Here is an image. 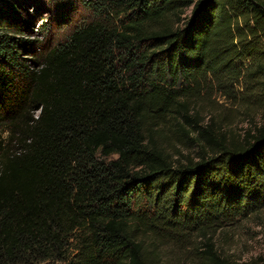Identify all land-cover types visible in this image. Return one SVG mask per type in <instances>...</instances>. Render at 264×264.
<instances>
[{
    "label": "trees",
    "instance_id": "trees-1",
    "mask_svg": "<svg viewBox=\"0 0 264 264\" xmlns=\"http://www.w3.org/2000/svg\"><path fill=\"white\" fill-rule=\"evenodd\" d=\"M30 1L0 0V264H228L264 211V0H80L41 58Z\"/></svg>",
    "mask_w": 264,
    "mask_h": 264
},
{
    "label": "rangeland",
    "instance_id": "rangeland-1",
    "mask_svg": "<svg viewBox=\"0 0 264 264\" xmlns=\"http://www.w3.org/2000/svg\"><path fill=\"white\" fill-rule=\"evenodd\" d=\"M69 1L72 0H68L66 4L57 0H32L25 5L20 19L25 31L14 35L22 37L29 44L33 41L38 42L40 46L37 48L32 47L31 44L27 45L31 50L26 51L27 57H39L40 54L65 42L87 16V11L80 0H73L72 3ZM212 99H218L220 102L224 100L217 95L212 96ZM199 107H202L203 114L208 119L209 107L206 104H200ZM241 120L228 129L229 134L241 132L246 126ZM5 134L2 136L5 137ZM214 243L220 256L228 264H264V211L251 215L236 225L226 227L215 236ZM195 245L201 250L204 249L203 240ZM191 249L193 250V246ZM191 259V252L180 255V260L184 264H195Z\"/></svg>",
    "mask_w": 264,
    "mask_h": 264
}]
</instances>
